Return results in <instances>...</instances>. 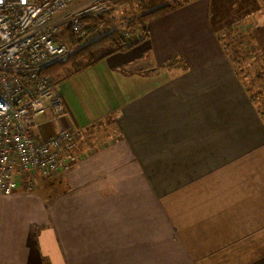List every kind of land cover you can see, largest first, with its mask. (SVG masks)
I'll return each instance as SVG.
<instances>
[{
  "label": "crops",
  "instance_id": "obj_1",
  "mask_svg": "<svg viewBox=\"0 0 264 264\" xmlns=\"http://www.w3.org/2000/svg\"><path fill=\"white\" fill-rule=\"evenodd\" d=\"M147 29L51 74L81 135L68 169L0 197V264H264V112L243 69L264 79V0H189Z\"/></svg>",
  "mask_w": 264,
  "mask_h": 264
},
{
  "label": "built area",
  "instance_id": "obj_2",
  "mask_svg": "<svg viewBox=\"0 0 264 264\" xmlns=\"http://www.w3.org/2000/svg\"><path fill=\"white\" fill-rule=\"evenodd\" d=\"M79 1L0 0V197L14 195L22 176L37 172L47 177L69 168L63 150L81 130L61 127L68 110L46 70L115 30L84 20L107 12L106 2L73 8ZM46 122L56 130L47 138L39 134Z\"/></svg>",
  "mask_w": 264,
  "mask_h": 264
},
{
  "label": "trees",
  "instance_id": "obj_3",
  "mask_svg": "<svg viewBox=\"0 0 264 264\" xmlns=\"http://www.w3.org/2000/svg\"><path fill=\"white\" fill-rule=\"evenodd\" d=\"M104 1V0H103ZM135 0H110L113 6H118V5H126ZM141 2H144V0H139ZM189 0H182L180 2H174L172 4H167L164 6H160L157 8H154L152 10L146 11L142 15L135 16L131 19H128L126 23L124 24L123 29H115L114 32L103 36L100 40L89 44L85 47H78L76 48L75 52L69 59L67 63H57L52 65L50 68L46 70L47 74H52L56 72L57 70L60 69H65L66 66L71 64V67H73L75 73L80 72L86 67H90L94 65L99 59L94 58L93 53L99 49V47L105 46L107 44H112L113 45V52H118V51H126L130 48H133V45H138L140 42H144L145 40L148 39L149 34H148V29H147V24L148 22L155 18L158 17L180 5L183 3H187ZM111 12L108 10L104 14L98 16V17H91L87 16L84 17L85 22L93 25L101 24L103 26L106 25V27L112 25V20L110 19ZM135 29H141L142 33L138 39H134V33ZM64 30L67 32V36L69 38V41L74 44V38L73 34L70 33V28L69 25L64 27ZM125 33H129L133 37L132 41L127 40L128 38L126 37ZM138 41L136 44L134 42Z\"/></svg>",
  "mask_w": 264,
  "mask_h": 264
},
{
  "label": "rangeland",
  "instance_id": "obj_4",
  "mask_svg": "<svg viewBox=\"0 0 264 264\" xmlns=\"http://www.w3.org/2000/svg\"><path fill=\"white\" fill-rule=\"evenodd\" d=\"M91 1L92 0H80L79 2H77L75 4V6L89 7L92 3ZM180 1H182V0H144V2H141L139 0H135L129 4H126V5L113 6L112 3L110 2V0H104V2H106L109 5V11L111 12L110 19L112 20L111 26L114 29H123L124 24L126 23V21L128 19H131L135 16L142 15L146 11H149V10H152L154 8L164 6L167 4H172L174 2H180ZM90 25L92 26L93 24H90ZM105 27H106V25H105ZM133 33H134L133 34L134 39H138L140 37L142 31H141V29H135V32H133ZM130 36H132V35H130ZM131 38H133V37H131ZM127 40H129V39H127ZM132 40L133 39H131L129 41H132ZM137 42L138 41L134 42V44H136ZM110 45L111 44H107V45L99 47V48H102V50H107ZM133 46L136 47L137 45L136 46L133 45ZM128 53H130V52H127V54ZM125 54L123 55L124 59L129 60L133 57L132 54H130V55H125ZM245 58H247L248 61H252V62L255 61V59H253L252 57H250L246 54H245ZM128 60H126V61H128ZM242 61H244V57H242ZM66 68H70V70L73 69V67H71V64L66 66ZM66 68L57 70L56 72L52 73L54 75L55 80H58L57 76L60 73L66 74V75L68 74ZM243 69L245 70V73L247 74V77H246L247 79L245 80V82H246L247 86L249 87L252 95H255L256 102H257L258 106L264 112V90H263L264 79L262 81H256L255 79H253L254 73L256 72V69H251L247 65H243ZM138 74H141V72H138ZM20 184H23L24 186H26L25 187L26 190L27 189L30 190V185H26L25 180L20 182Z\"/></svg>",
  "mask_w": 264,
  "mask_h": 264
}]
</instances>
